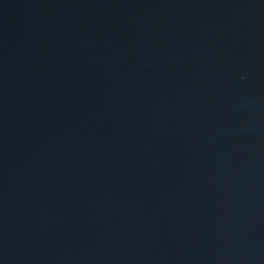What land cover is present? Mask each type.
<instances>
[{"label": "water", "instance_id": "1", "mask_svg": "<svg viewBox=\"0 0 264 264\" xmlns=\"http://www.w3.org/2000/svg\"><path fill=\"white\" fill-rule=\"evenodd\" d=\"M0 264H264V0H0Z\"/></svg>", "mask_w": 264, "mask_h": 264}]
</instances>
